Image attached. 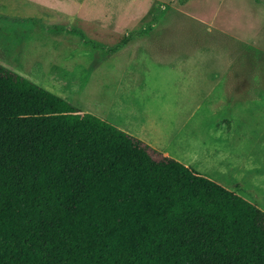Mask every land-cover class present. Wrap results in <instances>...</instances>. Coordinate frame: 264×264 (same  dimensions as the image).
Here are the masks:
<instances>
[{
  "label": "trees",
  "instance_id": "16d2710c",
  "mask_svg": "<svg viewBox=\"0 0 264 264\" xmlns=\"http://www.w3.org/2000/svg\"><path fill=\"white\" fill-rule=\"evenodd\" d=\"M0 264H264V211L0 64Z\"/></svg>",
  "mask_w": 264,
  "mask_h": 264
},
{
  "label": "rangeland",
  "instance_id": "374dc122",
  "mask_svg": "<svg viewBox=\"0 0 264 264\" xmlns=\"http://www.w3.org/2000/svg\"><path fill=\"white\" fill-rule=\"evenodd\" d=\"M178 9L226 24L242 37L240 48L230 44L232 87L220 105L208 106L234 115L222 113L211 122L201 115L185 130L210 139L211 126L232 135L227 146L242 150L228 164L211 166L215 176L210 168L200 171L264 211V0H0V64L59 94L78 113L97 115L163 147L200 94L176 82L184 56L179 44L188 37L174 41L166 35L170 46L156 49L150 31L136 35L139 26L128 22L146 14L171 22L173 34L195 31L198 43L212 45L224 36L228 47L234 38L212 26L208 31V22L187 23L192 18Z\"/></svg>",
  "mask_w": 264,
  "mask_h": 264
},
{
  "label": "crops",
  "instance_id": "0c3cea01",
  "mask_svg": "<svg viewBox=\"0 0 264 264\" xmlns=\"http://www.w3.org/2000/svg\"><path fill=\"white\" fill-rule=\"evenodd\" d=\"M178 10L192 18V20L187 21V23L189 24H193V22L195 21L198 24L200 23V25H202L201 23L205 24L208 22L210 25V27L206 28L208 31H211L213 27L216 30L219 29L221 33L229 34L231 35V37L236 38V39L234 38L228 39L229 41L228 47H226V44L224 42L225 39L224 36L221 37V39H216V40L213 39L215 42L212 45H210L207 43H201V42L198 43V39H195V37L198 35L195 34V31L192 32V30L186 31L185 34H182L183 32L181 34H176V33L173 34L171 32L172 31V27L170 26L172 25L171 22L169 21L159 22L160 21L158 20L159 17L154 18L151 17L150 15L145 16L146 15L145 14L142 16V19L141 17L138 19L133 18L132 21L128 22L127 24L128 26L129 25L139 26L136 35H141L142 31H147V32L150 31L151 38L148 41H150L151 44L154 45L156 49H159L158 46H160L161 44L163 45L166 44V46L168 47L170 46V44H168L170 39L169 40L166 39V35L168 37L171 36L172 40L176 39L177 41L182 40L181 38L183 36L188 37L187 44H179V46L184 47L182 50L184 56L179 57L182 59H180L181 61L179 62L180 64V67L178 68L179 74L176 82H178L179 85L183 83L187 84L188 89H193L196 91L198 90L200 94L197 96L198 101L196 102V106L188 115V117L183 121L179 131L170 135L167 138V141L165 145H163V147H158L154 145L148 138L142 135L132 133L126 129H123L120 126H116L114 123L102 119L97 115L94 114L92 115L102 119L103 121L131 135L137 140L159 151L163 155L179 161L184 166L189 168H194L198 173L207 177L200 170L207 172L206 169L207 168L211 169V166L215 164H219V163L221 164L224 162L228 164L229 162L232 161V156L235 155V153L237 154L238 152H240L242 148L240 146L238 147L240 150H238V149H233L232 146H227L230 144L231 138L229 137H231L232 135L229 134L231 136L228 135L227 138L225 137L226 136L225 133L223 132L219 133L217 132L216 128L212 129L211 126H210V139L194 136L192 131L190 130L186 131L185 129L188 128V125L191 121L196 120L201 115H205L206 118L210 120V122L214 120L216 121V119H218V117L216 116L222 113H228L231 116L234 115V112L230 113L228 108H227L228 111L225 110L221 112L218 111L216 107L213 109L210 108L208 109V106L212 104L213 106L220 105L221 102H223V97L225 96V93H227V89H230L232 87V83L234 81L235 65L233 63V55L230 44L232 45L233 43V46H235L236 48H240L242 44L241 43L242 37L236 34H231V32L227 29L226 24L223 25L222 23H217L215 21L214 22L208 21L206 18L196 14L195 12H184L181 9ZM119 21L120 23H117L119 25L121 23H124L121 20ZM146 21H149L148 25L150 24L151 27L147 25L148 26L147 28V26L144 24L146 23ZM141 24L145 25L146 29L145 28L140 29ZM157 28H160V31L153 30ZM119 30L122 31V27H119L118 31ZM169 32H171L170 35ZM126 37L127 36H125V38ZM122 45L117 48H121ZM237 70L241 72L239 68ZM56 95L60 96L59 94ZM210 175L215 176V173L212 171V169ZM209 179L220 184L219 182L211 178Z\"/></svg>",
  "mask_w": 264,
  "mask_h": 264
}]
</instances>
